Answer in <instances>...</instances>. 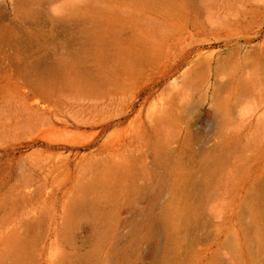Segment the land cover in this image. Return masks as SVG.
I'll return each mask as SVG.
<instances>
[{
    "label": "rangeland",
    "instance_id": "rangeland-1",
    "mask_svg": "<svg viewBox=\"0 0 264 264\" xmlns=\"http://www.w3.org/2000/svg\"><path fill=\"white\" fill-rule=\"evenodd\" d=\"M0 264H264V0H0Z\"/></svg>",
    "mask_w": 264,
    "mask_h": 264
}]
</instances>
